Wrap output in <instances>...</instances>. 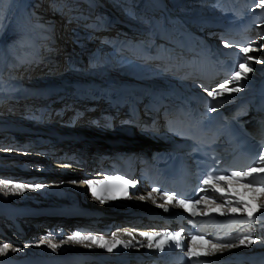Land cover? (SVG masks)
Instances as JSON below:
<instances>
[{"label":"bare ground","instance_id":"obj_1","mask_svg":"<svg viewBox=\"0 0 264 264\" xmlns=\"http://www.w3.org/2000/svg\"><path fill=\"white\" fill-rule=\"evenodd\" d=\"M48 1L39 0L35 6L31 5V0H20L19 6L16 1L11 2L7 5L6 14L0 16V118L7 125L0 131V180L25 185H42L39 188L27 187L23 191L0 190L1 220L4 218L3 211L11 214L9 210L58 205L71 197L65 176L61 175L60 163L56 164L55 160H48L46 156H42L39 161L32 160L30 152L32 153L34 149L30 142L36 139L42 143L43 148L51 151V154H55V150L58 154V148L65 150L79 148L84 154L97 150L95 153L99 154L102 152V147L99 146H105V141L109 140L108 137L87 128H78L81 124H76L77 129L71 134L81 139L90 137L87 143L56 139L55 135L58 133L50 126L48 120L52 122L54 117L58 116L59 108L64 106L67 110L66 112L64 110L60 117L67 115L72 121H76L77 118L87 116L86 111L93 104L88 102L87 96L83 95L84 92L78 89L80 84H99L107 79L156 81L151 74L155 71L153 68L133 62L132 52L127 53L116 47L119 40L126 43L128 37L146 34L152 39L160 33L159 28L162 27L158 22L160 17L150 19L151 24H148L147 19L153 16L154 11L147 0H73V3L72 0ZM192 1L169 0L171 9L180 14L196 17L217 15L207 5L210 0H198L203 3L195 7L191 4ZM69 3H75L73 7H77V11L80 10L82 18L95 14L93 20L97 26L96 30L86 31L76 26L74 29L71 28V24L68 23L71 20L58 15V10L66 14L71 8ZM47 6L51 11L50 15L42 11ZM121 8L124 9V15ZM253 9H256V5ZM10 11L17 22L10 18ZM142 23L150 26H143ZM13 25L20 28L15 30ZM249 34L252 38V47L256 50L249 53L255 57L253 72L248 74L253 76L256 68L264 66V63L256 62L264 61V48L261 47L264 45V21L258 24L256 29H251ZM65 54L68 59L63 65L60 60ZM46 76L48 77L45 78ZM29 80L34 84V88L27 83ZM54 88H64L65 91L53 98L50 104L41 99L44 94L33 97L37 89L47 91ZM23 104L30 106L29 109H32V106L39 107L38 114L24 115L28 110ZM45 106H53L57 112L51 110L49 113ZM60 121L62 120H58L56 124L62 123ZM134 141L141 143L142 140ZM92 206L97 212H101V220L110 219L112 214L108 207L95 204ZM34 219L39 222L38 225H34V221L30 220L27 225L30 228L21 226L20 230L16 231V228L12 227L9 233H0V244L8 243L21 249L0 256V264H19L20 261L34 260L57 252L66 254L69 251L88 250L86 247L88 241L74 243L68 241V238L66 243L53 241L61 245L56 251L46 244H40L41 240L50 239L45 224L51 219L45 216ZM53 220L62 221L67 225L75 224L74 220L68 218ZM101 220L98 226L105 224V221ZM2 226L3 224H0V227ZM261 234H264V231Z\"/></svg>","mask_w":264,"mask_h":264},{"label":"snow or ice","instance_id":"obj_2","mask_svg":"<svg viewBox=\"0 0 264 264\" xmlns=\"http://www.w3.org/2000/svg\"><path fill=\"white\" fill-rule=\"evenodd\" d=\"M256 8H264V0H254ZM225 46H230L225 44ZM264 48V45L261 46ZM242 54V59L244 62L239 63L238 70H234L231 74L230 79L225 80L223 83L217 85L216 88L209 90V88L204 87L203 90L208 94V96L212 97L214 103H221L217 98L224 97L225 93H240L242 90L241 81L244 80L247 82L248 74L253 72V67L249 66L250 61H253L255 57L253 55H249L256 51L252 44L249 43L248 46L241 47L239 49ZM258 63H264V61H256ZM230 84H234V87H229ZM216 108H211L210 111H216ZM215 164H218V160H214ZM257 166L248 167L247 169L231 171L229 175H213L212 171H209V174L205 175L201 181V187L199 191L201 193H212V195H201L199 199H186L179 198L175 199L174 195H182V194H173L169 195L167 192L161 193L163 196L165 203L158 205V207L168 211V205L177 204L180 208L186 210L190 213L192 217L202 216V217H211L212 213L218 212L219 215H236L242 214V216L246 217V220H241V223H249L253 224L256 220V214L260 213L261 216H264V200L261 199L257 194H264V182H257L253 178L259 176L260 174H264V152L258 153V160L256 161ZM227 181L228 186H231L232 182L240 184L247 192L252 194L253 199L258 201V207L252 208V206L248 203V201L237 197L233 198L229 195H226L225 189L221 187V183ZM114 182H118L121 185L125 186V195H127V186L135 187V182L125 179L121 176H110L106 177L105 180L101 181H87L89 187L92 189L93 195H95L98 199L103 202L104 197L106 196L108 199L115 200L117 197L114 194V189L112 185ZM11 186V187H10ZM98 186L102 188L104 191H98ZM27 187H35L39 188L42 185H25L21 183H13L10 180H0V190L8 189L9 191H23ZM158 188H153L151 192L148 193V198L153 197V193H158ZM145 197H140V199H144ZM216 199H224L227 204V209L225 210V205L217 204ZM203 204L205 207V211L197 213L196 208L198 205ZM184 229L180 231H164L163 233L159 232H140V236L144 237L147 241V247L149 249H157L163 251L166 246L175 247L179 249L187 248L186 255L188 257H196L199 258L201 253L196 250L195 241L197 239L204 240V235L197 236L195 234L191 235L190 239L192 241L191 244H186L185 241L182 240V234ZM128 236H133L132 232L125 233ZM135 238L133 237V240ZM133 240L125 241L113 235L111 240L106 239L103 236L97 237L95 235H81V233L76 232L75 234L68 237V241L74 243H81L83 241H90L91 243L87 244L86 247H92L93 245H97L101 248L106 249L108 252H113L114 250H119L121 247L129 248L134 246ZM264 243V241H261ZM40 244H46L53 251H56L61 247L60 244L54 243L51 239H44L39 242ZM66 243V242H63ZM206 243L209 244L211 251L203 253V255H211L213 252H223L225 249L236 248L239 246H251L255 243L251 234L242 235L239 237L238 243H213L212 240H207ZM27 247V245H26ZM21 249L15 248L8 243L0 244V256H5L9 253V251L17 252Z\"/></svg>","mask_w":264,"mask_h":264},{"label":"rangeland","instance_id":"obj_3","mask_svg":"<svg viewBox=\"0 0 264 264\" xmlns=\"http://www.w3.org/2000/svg\"><path fill=\"white\" fill-rule=\"evenodd\" d=\"M16 1V4H17V6H19V1L20 0H0V16H4L5 14H6V8H7V5H9L11 2H15ZM37 1H39V0H31V5H33V6H35L34 4L37 2ZM42 1V0H41ZM194 1V0H193ZM15 4V3H14ZM199 5V4H198ZM107 6H109L108 4H107ZM111 7V6H110ZM44 13H47V15H50L51 14V11H50V9L48 8V6L46 7V8H44L43 10H42ZM10 18H12L15 22H17L18 20L15 18V16H13L12 15V13H11V11H10ZM13 27H14V29L15 30H17L18 28H20V27H18V26H14L13 25ZM17 28V29H16ZM11 34L13 35V36H15V34L14 33H12L11 32ZM41 55V54H40ZM68 58H66V59H62V60H60L61 61V63L62 62H64V61H66ZM83 68V67H82ZM64 69H66V68H64ZM72 70H81V68L79 69H77V68H72ZM48 76H46L45 78H47ZM24 105V107H25V109L26 110H28L27 112H24V115H32V114H34L35 113V110L34 109H29V107H28V105H25V104H23ZM23 105H21V106H23ZM20 106V105H19ZM20 106V107H21ZM18 108V107H17ZM25 117H27V116H25ZM17 149H19V148H17ZM26 164H28V163H26Z\"/></svg>","mask_w":264,"mask_h":264}]
</instances>
